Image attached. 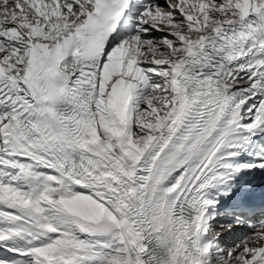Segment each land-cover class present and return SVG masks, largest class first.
<instances>
[{"label":"snow or ice","instance_id":"obj_1","mask_svg":"<svg viewBox=\"0 0 264 264\" xmlns=\"http://www.w3.org/2000/svg\"><path fill=\"white\" fill-rule=\"evenodd\" d=\"M260 187L264 0H0V264H264Z\"/></svg>","mask_w":264,"mask_h":264},{"label":"bare ground","instance_id":"obj_2","mask_svg":"<svg viewBox=\"0 0 264 264\" xmlns=\"http://www.w3.org/2000/svg\"><path fill=\"white\" fill-rule=\"evenodd\" d=\"M253 221V226L257 225L258 223H260L257 219H254L252 220ZM239 228H242V233L241 234H247V232L250 230L252 231L253 230V227H250L248 224H244L242 226H240ZM238 228V230H236V233H234V237L235 236H239V232H240V229ZM249 231V232H250Z\"/></svg>","mask_w":264,"mask_h":264},{"label":"rangeland","instance_id":"obj_3","mask_svg":"<svg viewBox=\"0 0 264 264\" xmlns=\"http://www.w3.org/2000/svg\"><path fill=\"white\" fill-rule=\"evenodd\" d=\"M260 222V221H259ZM250 231V230H249ZM249 231L247 233H249ZM253 231V230H252ZM251 232V231H250Z\"/></svg>","mask_w":264,"mask_h":264}]
</instances>
